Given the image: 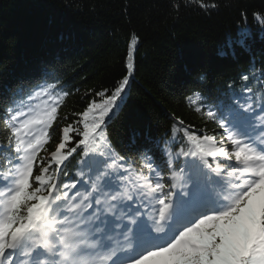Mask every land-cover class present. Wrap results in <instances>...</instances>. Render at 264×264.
Instances as JSON below:
<instances>
[{
	"label": "snow or ice",
	"instance_id": "1",
	"mask_svg": "<svg viewBox=\"0 0 264 264\" xmlns=\"http://www.w3.org/2000/svg\"><path fill=\"white\" fill-rule=\"evenodd\" d=\"M136 44L133 34L128 73ZM128 83L124 75L110 95L97 92L48 157L39 154L69 92L59 80L0 92V264H264V86L229 85L203 111L218 135L178 120L166 160L144 153L133 167L106 131ZM206 99L186 97L197 113ZM77 153V179L64 183Z\"/></svg>",
	"mask_w": 264,
	"mask_h": 264
},
{
	"label": "trees",
	"instance_id": "2",
	"mask_svg": "<svg viewBox=\"0 0 264 264\" xmlns=\"http://www.w3.org/2000/svg\"><path fill=\"white\" fill-rule=\"evenodd\" d=\"M254 14H264V0H0V92L17 81L44 80H59L69 92L39 154L48 157L60 128L99 101L97 92L110 95L129 75L121 107L107 124L109 140L136 161L133 167L144 153L162 160L178 120L198 135L222 131L205 118V107L195 112L189 94L200 92L208 105L229 85L237 91L264 86V20ZM241 30L248 33L246 47L237 43ZM176 137L183 142L181 133ZM79 158L65 162L64 183L77 179Z\"/></svg>",
	"mask_w": 264,
	"mask_h": 264
}]
</instances>
